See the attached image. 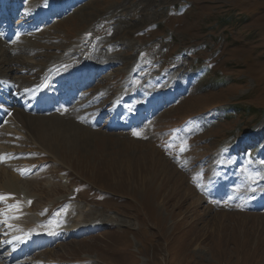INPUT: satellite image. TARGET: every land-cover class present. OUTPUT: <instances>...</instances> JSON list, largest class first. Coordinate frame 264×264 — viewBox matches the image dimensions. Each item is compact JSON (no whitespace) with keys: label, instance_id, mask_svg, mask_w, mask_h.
I'll use <instances>...</instances> for the list:
<instances>
[{"label":"rangeland","instance_id":"1","mask_svg":"<svg viewBox=\"0 0 264 264\" xmlns=\"http://www.w3.org/2000/svg\"><path fill=\"white\" fill-rule=\"evenodd\" d=\"M14 1L0 0V264H264V0ZM53 68L68 101L32 92ZM5 180L49 242L20 244Z\"/></svg>","mask_w":264,"mask_h":264},{"label":"bare ground","instance_id":"2","mask_svg":"<svg viewBox=\"0 0 264 264\" xmlns=\"http://www.w3.org/2000/svg\"><path fill=\"white\" fill-rule=\"evenodd\" d=\"M17 1V0H16ZM16 1H14V4H16V5H18V3L16 2ZM5 3V2H4ZM2 6H3V3L1 4ZM8 5V4H7ZM54 5V4H53ZM43 11H45V10H43V9H40L39 8V5L37 6H35L34 7V9H32L31 10V12H30V14H33V15H37L38 14V16L40 17L42 14H43ZM48 11V10H47ZM50 11V10H49ZM41 18V17H40ZM1 47H3L2 45H0ZM2 52V51H1ZM86 67V66H85ZM89 68V67H88ZM81 69H82V67H81ZM90 69V68H89ZM72 71H73V69H72ZM48 72H50L49 73V75L47 76V77H45V75L48 73ZM77 71H75V73H76ZM47 73L45 74V75H40V83L38 84V86L36 87V92H41V91H44V90H46V85H47V80H48V78H50V76L54 73V68L53 69H50V70H48L47 71ZM74 73V72H73ZM83 73V72H82ZM55 74V73H54ZM80 74V73H79ZM80 76V75H79ZM1 77V76H0ZM55 78H57V77H55ZM60 78V77H59ZM65 78H67V79H73V76H70V75H67V74H65ZM54 79V78H53ZM57 81V80H56ZM7 83V82H6ZM9 83V82H8ZM51 83V82H50ZM34 85V84H33ZM1 86V85H0ZM50 86V85H49ZM7 87V86H6ZM14 87V86H13ZM16 88H17V86H16ZM30 88V87H29ZM15 90V89H14ZM53 90V89H52ZM3 91V90H2ZM20 92H21V94L24 96V95H26L27 94V88H21L20 89ZM4 93V92H3ZM28 95V94H27ZM32 95V94H31ZM63 95H65V96H67L68 95V93L67 92H64V94ZM36 97V96H35ZM34 98V97H33ZM39 100V99H38ZM29 101H30V99H29ZM66 101V100H65ZM23 102H24V100H23ZM22 102V103H23ZM28 103V102H27ZM26 103V104H27ZM23 106H24V104H23ZM38 106V105H37ZM36 106V107H37ZM40 106V105H39ZM78 108V107H77ZM41 109V108H40ZM67 109V108H66ZM65 109V110H66ZM34 110V109H33ZM64 110V111H65ZM70 110V109H69ZM36 111V110H35ZM107 111H109V110H107ZM30 112V111H29ZM32 112V111H31ZM63 113V111L61 110V111H59V113H57V114H59V115H61ZM65 113V112H64ZM30 114H32V113H30ZM33 115V114H32ZM63 115V114H62ZM70 115V114H69ZM30 116V118L29 119H27L26 120V122H27V124H29V125H31V126H33L35 123H34V121H32L31 120V118H33L31 115H29ZM16 117V119L19 121L20 120V122H24V120H25V115L23 114V113H21V114H19V116H15ZM58 116L57 115H51V117L49 118V120H50V122H51V124L47 127V128H49V129H52V126L51 125H53V127H55V128H53L52 130H53V132L54 131H56V130H63L64 129V131H66V126H61V125H64V124H70V126L68 127V129H67V135H68V137L70 138V137H73V135H75V136H77L78 134H84L83 132H81L80 131V129L79 128H77L75 125H73V123H70V122H73V116H71L70 115V117L73 119H69V121L68 120H65V118L63 117V118H61L60 117V119H58L57 118ZM115 122V121H114ZM131 124V123H130ZM58 126H60V127H58ZM39 134L41 135V137H47L48 136V139H49V131L48 130H46V129H44V128H39ZM86 136V135H85ZM182 176H180V180H182V181H184L183 180V178H181ZM18 183V182H17ZM4 184L5 185H2L3 187L5 186V188L7 189V188H9L8 190L9 191H7V193H6V190H5V194L6 195H9V194H11V195H13L14 197H12L13 198V200L14 199H19L20 198V196H21V194H24L25 193V190L24 189H22V188H19L17 185H16V181H14V180H5L4 181ZM4 188V189H5ZM187 188H189V187H187ZM25 195V194H24ZM18 202V201H17ZM23 210H24V212H23ZM9 211H10V207H9ZM12 212H13V215H15V218L13 217V218H7V220H8V222H10V221H13V222H18V221H20V223H16L18 226H21L22 224H24L25 225V228H26V230L25 231H27V232H24V235H26V236H30L29 238H27V239H25V240H22L30 249H34L35 247H38V246H40V245H43V244H45L46 242H49L50 241V236H49V233L51 232L50 230H48V228L46 229V228H43L44 227V225L42 224V223H40V224H38V220H39V218L37 217V215L35 214V213H29V211L25 208V206H17V203L16 204H14L13 205V207H12ZM11 212V213H12ZM81 220H84V218H83V214L81 213V211L80 212H76V216L74 217V220H73V222H71V224H69V225H67L68 226V230H71V231H75V230H79V229H83V227L84 226H82L81 225V223H80V221ZM47 223V222H46ZM70 223V222H69ZM19 232V231H18ZM55 232V231H54ZM53 233V232H52ZM61 233V232H60ZM20 234V233H19ZM51 234V233H50ZM60 235V234H59ZM25 237V236H24ZM13 238H15V239H17L16 241L18 242V240H20V238L18 239V236L17 235H15L14 234V237ZM22 238V237H21ZM26 238V237H25ZM23 239V238H22ZM55 239V238H54ZM21 241V242H22ZM21 244V243H20ZM18 246V245H17ZM23 246V245H22ZM13 248V247H12ZM22 249V248H21ZM23 249H25V247L23 248ZM11 250V249H10ZM14 252L15 251H17L18 249L17 248H13L12 249ZM26 250V249H25ZM19 251V250H18ZM14 254V253H13ZM10 255V254H9ZM10 256H12V255H10ZM18 256V255H17ZM8 257V256H7ZM16 264V263H15Z\"/></svg>","mask_w":264,"mask_h":264},{"label":"snow or ice","instance_id":"3","mask_svg":"<svg viewBox=\"0 0 264 264\" xmlns=\"http://www.w3.org/2000/svg\"><path fill=\"white\" fill-rule=\"evenodd\" d=\"M133 135H140V133L134 131L133 132ZM179 151H184V146L183 145L180 147ZM3 158L4 157L0 156V159H3ZM202 175H203V173L202 172H199V173L196 174V176L194 177V179H197V178L201 177ZM197 186L199 187L200 185L198 184ZM5 198H6L5 195L0 194V200H4ZM212 203H218V201H212ZM225 203H227V202L225 201Z\"/></svg>","mask_w":264,"mask_h":264}]
</instances>
